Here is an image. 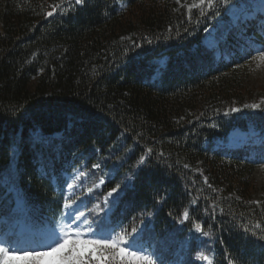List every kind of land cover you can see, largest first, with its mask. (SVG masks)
<instances>
[{
    "label": "trees",
    "instance_id": "trees-1",
    "mask_svg": "<svg viewBox=\"0 0 264 264\" xmlns=\"http://www.w3.org/2000/svg\"><path fill=\"white\" fill-rule=\"evenodd\" d=\"M255 1L189 19L194 0H0V242L51 244L75 197L156 264H264V105L244 104L264 14H227Z\"/></svg>",
    "mask_w": 264,
    "mask_h": 264
},
{
    "label": "snow or ice",
    "instance_id": "snow-or-ice-1",
    "mask_svg": "<svg viewBox=\"0 0 264 264\" xmlns=\"http://www.w3.org/2000/svg\"><path fill=\"white\" fill-rule=\"evenodd\" d=\"M79 5L84 0H74ZM230 0H194L192 4L183 5L191 19L192 9H197L201 15L205 13V9L218 10L220 6L228 5ZM177 4L181 0H176ZM126 7V5H125ZM60 8V4H54L52 10L45 13L51 17L56 10ZM151 43V41H148ZM256 59L264 63V48L256 49ZM247 108L259 109V104L245 105ZM231 112H240V108L233 107ZM152 150L148 149L150 153ZM163 155V153H161ZM143 162V161H141ZM99 167V165H95ZM103 183V181H101ZM207 183V180H205ZM73 186L68 185L71 189ZM113 188L107 193L108 197H112L113 193L118 190ZM91 191V189H89ZM75 197L66 200L64 203V213L62 220L63 226L55 239L49 245L36 249H20L11 248L7 244L0 242V264H156V260L152 254L145 252L137 246L138 237L136 233L138 228L132 226L130 228L121 227L119 231L112 228L107 234H104L102 225L97 228L93 227V221L89 220L84 211L78 207L73 208L72 202ZM116 199H119L117 197ZM105 200V204H107ZM115 203V201H113ZM258 203V202H257ZM189 213H183V219L187 220ZM257 227H259L257 225ZM195 229L202 234L204 229L200 224L195 225ZM248 231V229H244ZM256 236V233H252ZM264 240V235L259 236ZM207 264H213L212 260L207 256H203ZM230 264H232L230 260Z\"/></svg>",
    "mask_w": 264,
    "mask_h": 264
},
{
    "label": "rangeland",
    "instance_id": "rangeland-1",
    "mask_svg": "<svg viewBox=\"0 0 264 264\" xmlns=\"http://www.w3.org/2000/svg\"><path fill=\"white\" fill-rule=\"evenodd\" d=\"M229 17L234 19H246L251 20L254 17H260L264 14V0L255 1L253 8L241 6L230 7L227 11ZM210 47L214 46V43L209 40ZM248 80L254 84L257 91L254 93L252 99H245V105L259 104L260 107L264 105V63L257 60L249 71ZM249 140V136L246 132L235 130L229 135L230 145L243 146ZM252 180L256 183L257 192L253 196V202L259 203L264 199V165L254 170L252 174ZM234 196H237L236 194Z\"/></svg>",
    "mask_w": 264,
    "mask_h": 264
}]
</instances>
